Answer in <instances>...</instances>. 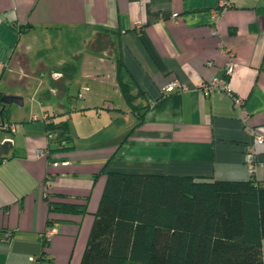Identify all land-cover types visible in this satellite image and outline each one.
I'll return each mask as SVG.
<instances>
[{"label": "crops", "instance_id": "crops-1", "mask_svg": "<svg viewBox=\"0 0 264 264\" xmlns=\"http://www.w3.org/2000/svg\"><path fill=\"white\" fill-rule=\"evenodd\" d=\"M233 3L223 13L220 0H0V77L10 70L32 85L46 75L44 67L35 72L33 49L45 64L47 50L58 45V67L49 69L53 91L62 95L70 79L83 77L102 88L76 102L79 121L61 99L55 110L56 101L42 99V118L35 111L30 121L20 116L25 120L16 123L17 138L5 137L13 147L0 162V264H80L108 171L248 179L245 152L254 142L256 178L264 181V141L247 129L264 132V0ZM115 49L133 92L140 93L135 103L145 106L143 120L127 101L110 107V87L111 97L123 96L116 91ZM230 49L236 65L229 84L245 98V121L232 96L224 90L205 95L201 88L223 74ZM174 79L188 88L163 90ZM10 94L26 102L24 93ZM102 105L117 112L129 106L125 122L108 129L107 121L114 122L105 113L100 129L95 120ZM65 118L71 136L66 149L58 133L48 136L53 131L46 125ZM39 148L48 155H39ZM52 199L86 203L88 210L54 216ZM49 227L55 233L47 239ZM8 230L13 234L6 239Z\"/></svg>", "mask_w": 264, "mask_h": 264}, {"label": "trees", "instance_id": "trees-1", "mask_svg": "<svg viewBox=\"0 0 264 264\" xmlns=\"http://www.w3.org/2000/svg\"><path fill=\"white\" fill-rule=\"evenodd\" d=\"M116 56V80L143 120L145 106L135 103L140 93L118 49ZM7 112L3 107L1 118L11 122ZM52 124L47 119L68 148L69 120ZM50 205L54 216L88 210L67 200ZM94 213L80 264H264V181L257 178L108 171Z\"/></svg>", "mask_w": 264, "mask_h": 264}, {"label": "rangeland", "instance_id": "rangeland-1", "mask_svg": "<svg viewBox=\"0 0 264 264\" xmlns=\"http://www.w3.org/2000/svg\"><path fill=\"white\" fill-rule=\"evenodd\" d=\"M68 38L74 39L72 36L68 37ZM41 40H42V36H41ZM53 42H55V41H53ZM55 43L59 44V42H57V41ZM51 44H49V46H51ZM49 50H50V52L45 55V57H47V61L45 64H40V61L42 59L39 61V57H38L39 56V49H38V47L36 49H33L32 53H31V56L33 58L32 63H34L32 66L35 68V72L36 73L38 72V74H39V68H41V67H44V71L46 72V75H44V77L42 79H39V81H37V80L33 81L32 85H27V83H26L27 81H25L26 80L25 78H23L22 76H20L16 72H11L10 70H8L7 73L4 74V76L0 77V89L3 90L0 92H2V94H4L5 92H8L6 94H10V93H14V92L24 93V96L26 99L25 103H24V100H23V103H19V102L14 101V102H8L4 106V107H6L8 112L10 113V118H12L13 122L17 123V125H20L25 120L23 117L27 118L26 119L27 121H30V115L33 111L37 112V114H40L39 118L41 119L42 118V113L40 112L41 100L43 99V101H46V103L48 105H50V104L54 103L57 100V98H59L58 101L61 99V101L64 102V106H67L66 111L70 110L72 108L70 113L71 114L74 113L76 120L79 121V119H80L79 115L82 112L81 111H73L74 108L76 107L75 106L76 102L78 100L82 99L84 96H86L85 94L87 93V91L89 92L90 90L94 91V89H98V90L102 89L99 87V85H100L99 83H97L95 81L92 82L90 80H85V77H83L82 79L81 78L80 79H74V78L70 79L71 81L68 82V88H67L66 92L63 93L62 95H60L58 93V90L53 91L52 85H54V81H53V78L51 76L49 69L52 67H58V65H55L56 63H54V62L56 59V53H59L60 50L58 49V45L56 47H52L51 49H48L47 51H49ZM76 66L79 67L78 64ZM73 74L75 75V71H73ZM77 77L79 78V76H77ZM81 86H82V90L80 89ZM35 90H39V95H37V97L39 96V113L37 111L38 110V100H36V98L34 97L35 96ZM116 91H120L122 93L119 85H118V89H116ZM114 94H115V88L110 87V91L107 94L108 98H109V102L111 103L110 107H113L115 102H118V101H121L122 103H126V100L123 96L111 97V95H114ZM14 95H17V94H14ZM21 97H23V96H21ZM31 97H32V99H30ZM95 99L99 100V97L95 98ZM98 103H100V102H98ZM33 105H35V107ZM55 105H57V101L53 106V110H55V108L59 106V104H58V106H55ZM126 105H127V103H126ZM7 106H8V108L11 106L12 110L10 111V109H8ZM2 107H3L2 104H0V109ZM95 108L98 109V106ZM100 108H101L100 110L102 112V116L100 117V119L96 118V120H95L96 124L98 122V125H100V123H102V127H100V129L103 128L104 118L108 117L105 113H108V114L111 113V116H112L111 118L113 119V122H114V123H112L108 120L107 121L108 124L106 125V128L116 129L118 127V125H120V123L125 122V120H126L125 114H126L127 110L130 109L129 106L128 107L126 106L125 108L127 110L124 108L122 112H117L118 110L116 111L113 109L110 110V108H104V105L100 106ZM84 109H86V108L80 107V110L83 111ZM88 111H90V114H91L92 109H90ZM93 115L99 116L96 110L93 111ZM118 115H120V118L122 119L121 121H119L120 118L117 119ZM132 115H134V114L131 113V116ZM20 116H23V117L19 118ZM14 120H17V121H14ZM94 129H95V127H94ZM15 133H16L15 131H11V130L4 129V128L0 127V141L2 139H5V137L7 135L11 136L12 138H17V136H15ZM56 160L57 159H54L51 162L53 163Z\"/></svg>", "mask_w": 264, "mask_h": 264}, {"label": "built area", "instance_id": "built-area-1", "mask_svg": "<svg viewBox=\"0 0 264 264\" xmlns=\"http://www.w3.org/2000/svg\"><path fill=\"white\" fill-rule=\"evenodd\" d=\"M233 0H220V12H223L233 6ZM219 13L215 12L214 17L218 19ZM217 32V30H215ZM235 56L236 53L232 49H230L227 52V61L224 66V72L221 76H214L211 80L208 82H204L202 84V91L205 95H210L213 91L220 90V91H225L228 93L230 96H232L234 104L236 107H238L241 111L242 119L245 121L248 117V110L245 107V98L242 95H237L232 91V87L229 84L230 78L232 74L235 71ZM209 64L212 63L211 60L208 61ZM176 88H182V89H187V85L181 84L178 79H174L170 82V84L165 85L164 89L165 91H172ZM0 127H8L11 131L16 130V123L15 122H6L3 120L0 116ZM247 129L249 132L253 135V138L256 139L259 142L264 141V132L259 131L258 129H255L253 127H250L247 125ZM53 133L49 132L48 136H52ZM37 153L39 155H48L49 150L44 149V148H39L37 150ZM54 164H58V160L53 162ZM245 163L251 173L250 178L256 179V171L258 168V161H257V154L255 150V145L254 142L250 143L247 146V150L245 152ZM55 233L54 228L49 227L45 233V236L47 239ZM13 232L11 230H8L4 233V237L6 239L10 238L12 236Z\"/></svg>", "mask_w": 264, "mask_h": 264}, {"label": "water", "instance_id": "water-1", "mask_svg": "<svg viewBox=\"0 0 264 264\" xmlns=\"http://www.w3.org/2000/svg\"><path fill=\"white\" fill-rule=\"evenodd\" d=\"M14 101L23 103V97L19 95L6 94V93L2 94V96L0 97V104H2L3 107L5 106L6 103L14 102ZM3 107L0 109V116L2 114ZM12 147H13V141L11 139H4L0 141V160L9 155Z\"/></svg>", "mask_w": 264, "mask_h": 264}]
</instances>
